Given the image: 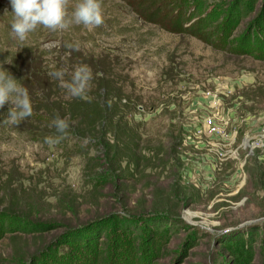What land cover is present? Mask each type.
<instances>
[{"label": "rangeland", "instance_id": "374dc122", "mask_svg": "<svg viewBox=\"0 0 264 264\" xmlns=\"http://www.w3.org/2000/svg\"><path fill=\"white\" fill-rule=\"evenodd\" d=\"M158 1L150 12L184 23L222 16L208 36L233 22L213 44L149 22L138 0H102L101 27H40L21 43L0 0V69L21 82L24 51L66 80L93 74L83 98L45 82L51 108L19 125L0 109V264H264V0H245L240 23L237 0ZM51 115L73 128L58 143ZM35 221L48 231L16 229ZM97 222L99 242L60 243Z\"/></svg>", "mask_w": 264, "mask_h": 264}, {"label": "clouds", "instance_id": "9594fccd", "mask_svg": "<svg viewBox=\"0 0 264 264\" xmlns=\"http://www.w3.org/2000/svg\"><path fill=\"white\" fill-rule=\"evenodd\" d=\"M12 8L11 33L19 42L27 41L29 35L43 27L53 32L67 31L73 25H82L92 31L105 23L102 0H10ZM71 9V11H70ZM76 50H79L77 47ZM61 67L49 73L66 90L67 98H83L91 89L92 70L88 65H79L70 73ZM10 104L8 118L3 122L19 125L21 121L31 117L34 112L33 102L27 87L11 73L0 69V109ZM56 132L60 135L48 137V143H58L65 138L70 128L67 117L59 115L52 121ZM91 142L90 137L83 140L84 145Z\"/></svg>", "mask_w": 264, "mask_h": 264}, {"label": "trees", "instance_id": "16d2710c", "mask_svg": "<svg viewBox=\"0 0 264 264\" xmlns=\"http://www.w3.org/2000/svg\"><path fill=\"white\" fill-rule=\"evenodd\" d=\"M177 1V0H176ZM179 1H184V0H179ZM185 1H194V0H185ZM198 1V0H196ZM153 3V4H152ZM154 5L157 6L158 8H162L160 10H164L163 8V2L158 1V0H138V3L136 5L137 10L139 11L140 14L148 20L151 23L159 24L160 21L162 22L164 20V23L168 22L170 25H172L171 31L177 32V33H187L193 36H197L199 39H202L204 41H208L210 43L216 44V43H222V34L223 30L226 29V25L228 23H232L231 17L224 20L221 25V32L217 35V32L213 34L212 36H208L209 32L208 27H212L213 24H218L219 21H222V16H209V14L214 13L211 10H208V14H205L206 10H203L205 16L201 13V15L194 16L192 19L197 18L196 20H192L189 23H184L183 17H185L184 13L183 16L180 18L178 13L177 14H171V17L168 16H163V12L158 13L157 15L154 12H150L151 7L148 8V5ZM201 5V4H199ZM246 5L247 3L245 0H237V2L233 5L236 7L238 10L237 16L241 17L237 19V22L240 23L238 20L239 19H244V15L246 14ZM200 10V7L197 6L196 11ZM196 14V13H195ZM176 17V18H175ZM170 18L171 20H167ZM173 18H175V21L173 22ZM207 18V19H206ZM212 18V19H211ZM212 20V21H211ZM189 24V25H188ZM257 24V22H256ZM264 25V22H263ZM263 27V26H261ZM264 31V27L261 28ZM211 37V38H209ZM230 37H232L230 35ZM218 38V39H217ZM228 44L232 45L233 42H229ZM21 57L23 61H26L27 64V71H24L22 76H25L23 80H21V83L24 84L25 87L28 88L32 102H33V108L34 112L33 115H39L43 111H46L49 107L51 108L52 102H50V99H48L49 93L46 90V87L44 86V83L51 80L52 78L49 76V73L52 72L53 70H49L48 67L44 66V54H39L37 53L36 56L29 55L27 52H21ZM30 74V75H28ZM41 98H37V97ZM79 105L76 107V109L70 108L71 112L73 113V117L80 116L81 111H80ZM64 116L66 114H63ZM69 115V112L67 113ZM48 119H55L52 115L49 116ZM52 123V122H51ZM82 126V123H81ZM72 130L73 128L70 127ZM74 131H77L79 133H84L85 130L82 129H75ZM38 132V131H36ZM89 134V133H87ZM86 134V135H87ZM92 135H95V133H92ZM106 141V140H104ZM108 143V142H106ZM111 218H109L110 221ZM17 220V219H16ZM18 222V221H17ZM15 222V223H17ZM107 222V221H106ZM103 224H106L103 222ZM100 222L94 223V224H83L80 227H77L75 229H71L69 231L66 230V232L60 237L59 241L60 243L68 242V241H74V242H82V243H97L99 240L102 238L101 237V228H99L100 225H103ZM8 229L10 226H6ZM47 227H50L47 225V223L35 221V222H29L27 223L26 226H17V230L21 231L22 233H27V234H35V233H40L44 231H48ZM14 229V228H12ZM48 255V254H47Z\"/></svg>", "mask_w": 264, "mask_h": 264}]
</instances>
